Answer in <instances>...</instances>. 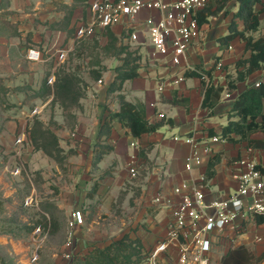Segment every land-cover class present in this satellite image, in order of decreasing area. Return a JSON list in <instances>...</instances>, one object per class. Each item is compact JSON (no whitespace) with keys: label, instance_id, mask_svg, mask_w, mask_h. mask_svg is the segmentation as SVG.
I'll use <instances>...</instances> for the list:
<instances>
[{"label":"crops","instance_id":"0c3cea01","mask_svg":"<svg viewBox=\"0 0 264 264\" xmlns=\"http://www.w3.org/2000/svg\"><path fill=\"white\" fill-rule=\"evenodd\" d=\"M95 1L0 0V81L8 90L7 101L11 106L0 108L3 117L0 153L9 156L8 164L0 166V190L6 199L12 197L16 190L5 173L18 169L13 170L11 166L15 160L30 162L40 172L44 180L42 189L46 192L38 198L37 206L49 200L64 212L67 222L75 211L85 217L84 224L72 230L70 247L65 246L68 235L58 244L50 242L46 235L39 240L34 234L28 241L0 235V244L9 248L17 264H38L33 256L41 243L51 264H70L71 261L63 257L64 252H71L73 258L83 257L126 235L139 238L144 251L149 252L167 237L174 210L180 203L174 189L184 182H200L211 159L220 156L214 177L207 181L205 201L208 204L237 190L234 174L240 165L235 162L251 158L264 170V150L253 149L247 142L229 143L220 139L235 98L255 83L264 82L262 70L238 84L234 92L227 90V77L235 76V64L250 56L239 38L232 40L229 48L220 44V40L228 36L233 14L238 10L236 0L218 16L209 17L208 23L202 25L205 38L192 44L179 65L172 63L171 55L151 58L153 49L145 22L150 17L159 19L158 11L145 9L133 23L123 16L119 23L110 27L120 45L128 46V32L134 31L139 36L131 45L141 55L139 76L125 82L121 94L128 102L141 106L151 124L163 125L155 133L134 137L128 128L113 122L109 137L101 140L103 146L113 150L94 164L100 127L108 116L121 109L119 93L110 94L108 90L122 61L101 57L105 67L100 79L102 84L90 77V58L81 62L82 75L88 85L74 131L66 127L59 106L51 105L53 96L47 99L31 96L41 89L48 73V79L54 76L56 68L62 64L60 54L65 52L69 58L80 44L77 29L93 23L92 4ZM69 13L67 29L50 27L62 23ZM105 33V29L96 26L91 38H96L104 47L108 42ZM254 37H264V29ZM32 49L40 51V60L28 59ZM217 61L224 64L225 71L215 68ZM197 69L212 71V83L225 88L211 111L202 108L204 81L185 76L186 72ZM180 78L184 80L179 82ZM227 93L231 94L230 98ZM160 113L165 115L163 119L158 117ZM34 118L58 136L65 154L71 152L63 168L43 152L36 151L29 141L17 144V136L27 131ZM176 137L180 140L176 141ZM187 137L198 143L202 158V164L192 171L185 169L187 159L194 152V147L185 142ZM215 137L220 141L212 142ZM251 138L264 141V133H256ZM205 147L210 150L208 154L203 151ZM132 167L137 172L135 178L130 174ZM156 197L161 198L160 204L154 203ZM215 246L212 259L220 263L230 250L245 247L256 258H262L257 264H264V224L248 221L243 233L228 230ZM163 264H177L175 249L169 250Z\"/></svg>","mask_w":264,"mask_h":264},{"label":"trees","instance_id":"16d2710c","mask_svg":"<svg viewBox=\"0 0 264 264\" xmlns=\"http://www.w3.org/2000/svg\"><path fill=\"white\" fill-rule=\"evenodd\" d=\"M232 0H210L206 8L199 12L198 21L202 26L208 23L209 17L218 16L224 12ZM238 10L233 14L232 22L229 26V34L220 40L224 48H229L232 40L239 38L245 43L246 52L250 53L247 59H241L235 64V76L227 77V90L232 93L237 89V85L247 81L254 73L262 71L264 68V37L255 38L254 34L264 29V0H236ZM71 13L60 24H54L52 29H67L70 22ZM108 42L104 47L99 45L96 38L80 41L75 51L70 55L65 63L56 68L54 72L55 81L51 85L48 82L47 74L41 89L31 97L47 99L53 96L51 105H58L62 110L66 127L74 131L77 126V112L81 109V101L85 96L87 82L81 71V62L90 58L88 67H91L90 77L95 80L102 78L105 67L102 59L115 57L122 61L121 66L116 68V76L111 83L108 92L110 94L119 93L118 100L120 111L106 118L100 127L98 142L96 143V155L94 164H97L102 157L113 150L110 146H103V137H109L112 131V123L118 122L128 128L134 137H141L145 134L155 133L162 127V123L151 124L145 117V111L139 105H134L126 100L121 94L125 82L136 79L139 76L141 55L137 49L119 44V39L111 32L110 28L105 30ZM225 71V67H223ZM202 74H206L210 82L204 83L205 93L202 108L211 111L221 99L225 88L212 83V71L206 72L202 69L186 72V77H198L202 79ZM8 90L0 81V108L8 106ZM256 133H264V82L259 87H248L239 94L235 100L231 112L228 115V123L222 128L220 139L229 143L247 142L256 150H264V141H256L251 137ZM212 135L213 132H212ZM27 141L36 151L43 152L47 157L54 160L63 168L68 155L65 154L59 144L58 136L38 118H34L26 131ZM143 157L144 154L141 153ZM220 156L211 159L204 177L207 182L215 175V166L219 163ZM263 174V169L257 166ZM43 184V178H38ZM39 184V183H38ZM37 184V185H38ZM38 218L29 220L20 226L17 224L18 218L9 221L10 228H3V234L13 238H19L16 232L32 234L36 229H40L42 235L52 242L59 240V243L67 239L68 222L63 211L49 200L40 202L37 206ZM257 224H264V216L256 217ZM3 247L0 246V249ZM150 252V251H149ZM149 252L144 251L143 244L139 238H130L128 235L115 240L104 248H96L90 254L83 257H75L70 264H144L149 256ZM3 254L9 257V253L4 250ZM261 257L256 258L245 247L230 250L222 259L223 264H257ZM11 263L16 264L15 261ZM0 264H7L0 252Z\"/></svg>","mask_w":264,"mask_h":264},{"label":"built area","instance_id":"2783aa9c","mask_svg":"<svg viewBox=\"0 0 264 264\" xmlns=\"http://www.w3.org/2000/svg\"><path fill=\"white\" fill-rule=\"evenodd\" d=\"M210 0H96L92 4L94 12L93 23L77 29V41L91 38L95 35L96 26L103 29L112 27L120 22L123 16L130 22H135L141 12L145 9L156 10L161 14L159 19L150 17L145 22L147 35L152 47L151 58L171 55L174 65H179L186 57L188 49L195 42H200L205 38L204 30L198 21V14L204 10ZM139 40L136 32H128V46ZM41 58L39 50H29L28 59L38 61ZM61 63H65L68 54H60ZM224 64L217 61L215 68L223 70ZM264 70V68H263ZM180 78L178 81L182 82ZM202 80L209 84V77L202 74ZM55 77L48 79L49 84H53ZM98 84H102L99 80ZM261 82L254 84L259 87ZM162 90V89H160ZM226 96L230 98L231 94ZM160 119L164 114L158 115ZM26 131L17 136V144L23 145L26 142ZM176 141L180 138L176 137ZM219 138H212V142H219ZM187 144L194 147L193 154L187 159L185 169L192 171L194 167L202 164L199 155V145L192 138L185 139ZM205 153H209L208 147L203 148ZM240 165L235 171L234 178L237 181V190L226 198H220L208 204L205 201V189L207 182L204 178L197 183L189 184L184 182L174 189V193L180 197V203L174 210L173 221L171 222L167 237L149 252V256L144 264H163L160 260L162 254H168L169 250L175 249L177 252V264H222L212 259L217 240L228 230L243 233L245 223L256 222V217L264 216V178L256 163L247 158L235 162ZM132 178L137 175L136 169H130ZM155 204L161 203V198L154 199ZM210 211H212L210 213ZM85 222L84 215L75 211L68 219V240L65 246H71L72 230ZM41 233L38 228L33 233ZM63 257L72 261L71 252H64ZM37 260V255L33 256Z\"/></svg>","mask_w":264,"mask_h":264},{"label":"rangeland","instance_id":"374dc122","mask_svg":"<svg viewBox=\"0 0 264 264\" xmlns=\"http://www.w3.org/2000/svg\"><path fill=\"white\" fill-rule=\"evenodd\" d=\"M2 120L3 117L0 110V129L2 128ZM8 162L9 156L3 155L1 152L0 166H4V164H8ZM11 166L13 167V170L14 168L18 169L15 171H12V169L11 171H7L4 176L7 180L12 182V187L16 190V192L12 197L6 199L4 197V192L0 190V235H6L3 234V228H10L9 221L14 218H18L17 224H12V226L16 227L20 226V224L28 222L29 220H36L38 218L37 200L38 198L46 195V192L42 189L43 184L38 181V178H42V176L40 175V172L35 169L33 163L15 160L12 162ZM12 202H16V204L14 205ZM16 234H18L19 238H14V240L19 241H28L30 237L34 235V233L27 235L24 234V232L19 231L16 232ZM35 237H38L39 240L45 238V236L39 232ZM52 242L53 244H58L59 240H53ZM0 246L3 247L0 249V252L3 255V258L6 259L7 264H13L11 263L12 261H15L16 263V257L10 254V251H8L9 248L2 244H0ZM4 250L9 253V257H6L3 254ZM35 255H37V260L35 261L33 259L34 262L38 264H51L42 243L39 244L37 251L34 253V256ZM165 257L166 254H162L160 260L163 261Z\"/></svg>","mask_w":264,"mask_h":264}]
</instances>
